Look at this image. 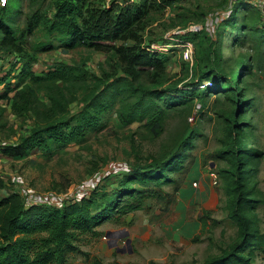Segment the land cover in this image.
Segmentation results:
<instances>
[{"label":"rangeland","instance_id":"obj_1","mask_svg":"<svg viewBox=\"0 0 264 264\" xmlns=\"http://www.w3.org/2000/svg\"><path fill=\"white\" fill-rule=\"evenodd\" d=\"M173 1L163 11H152L142 31L145 43L170 33L193 43L192 60L179 51L168 54L167 76L160 88L178 82L187 92L180 93L181 101L169 111L159 134L149 131L145 121L121 123L116 110L122 96L118 95L101 114L97 128L53 155L33 149L24 156L7 157L0 149V197L18 192L28 201L49 198V204L92 197L101 200V194L114 192L137 162L167 157L175 149L184 156L180 170L166 172L170 182L149 186L156 193L146 195L142 209L113 214L96 226V234L79 233L75 238L78 249L68 253L66 264H93L95 257L105 263L202 264L220 253L237 234V225L227 215V195L219 173L226 166L219 152L229 126L227 114L237 115L243 140L260 151L252 183L264 195V46L247 35L250 28L240 25L245 11L233 13L227 8L228 0ZM1 7L12 9L8 15L14 18L13 25H23L27 0H0V16L5 17L7 12ZM15 9L17 16H13ZM222 13L228 17L220 18ZM258 21L263 24L264 18ZM25 45L36 56L32 69L38 74L58 60L83 64L92 77L111 72L105 51L84 44L70 46L63 37L37 31ZM214 52L233 77L239 72L237 102L229 93L207 91L204 84L184 86L197 82V69L208 67ZM14 61L15 54L8 56L0 50V145L18 142L34 125L32 114L17 116L11 109L15 89L28 84L19 83L21 71ZM96 84L93 79L89 89ZM206 84L210 86L211 81ZM197 87H201L200 93L194 91ZM82 106L75 101L71 110L76 112ZM132 185L143 188L137 182ZM253 217L254 225L264 231V204L257 205ZM253 261L264 264V251L257 250Z\"/></svg>","mask_w":264,"mask_h":264},{"label":"trees","instance_id":"obj_2","mask_svg":"<svg viewBox=\"0 0 264 264\" xmlns=\"http://www.w3.org/2000/svg\"><path fill=\"white\" fill-rule=\"evenodd\" d=\"M173 2L27 0L23 25H13L14 18L8 15L12 9L1 7L7 15L0 16V50L8 56L15 54V66L21 71L19 83H28L15 89L11 109L17 116L32 114L34 117L28 134L16 143L0 145L2 154L18 157L39 149L48 156L53 155L72 142L80 141L88 130L97 128L101 114L118 95L122 96L121 106L116 110L121 123L145 121L144 126L149 131L159 134L169 111L175 110L181 101L180 93L187 91L178 82L160 88L167 76L169 53L151 50L154 42L145 43L142 31L146 30L152 11H163ZM226 4H230L229 0ZM243 8L242 2L236 3L231 11L236 13ZM15 10L13 16L18 14V9ZM227 17L228 14L222 16ZM258 18H261L260 12L251 7L243 14L240 25L245 30L250 28L247 35L264 46V23L258 24ZM37 31L45 36L63 37L70 46L84 44L105 51L111 72L92 77L83 64L58 60L46 72L36 73L32 69L36 56L28 52L25 43L29 44L30 36ZM246 57L250 60V56ZM197 72V82L184 86L204 84L207 91L229 93L233 100H239V72L233 77L216 52L209 66ZM93 79L97 80V86L90 90L89 83ZM209 80L210 86L206 84ZM200 89L197 87L194 91L200 93ZM75 101L83 106L72 112L71 104ZM227 119L229 126L219 152L226 166L219 173L227 195V215L237 225V234L220 253L209 256L202 264H254L256 251H264V231L254 225L253 217L257 205L264 204V195L252 183L256 175L253 165L260 151L243 140L241 123L235 113L227 114ZM133 146L135 148V142ZM184 159L175 149L167 157L137 162L122 176L114 192L101 194V200L92 197L49 204L46 202L49 198L44 199V203L37 198L28 201L18 192L1 196L0 264H66L68 253L78 249L75 238L79 233L96 234V226L113 214L125 215L142 209L146 195L156 193L149 186L161 187L170 182L166 172L180 170ZM135 182L143 188L133 186ZM0 186H3L2 180ZM203 223L207 225L205 218ZM93 264L122 263H105L95 257Z\"/></svg>","mask_w":264,"mask_h":264},{"label":"built area","instance_id":"obj_3","mask_svg":"<svg viewBox=\"0 0 264 264\" xmlns=\"http://www.w3.org/2000/svg\"><path fill=\"white\" fill-rule=\"evenodd\" d=\"M227 14L228 13H222L220 18H222V16L225 17ZM183 38L177 37L175 33H170L165 35L162 41L152 43L150 49L162 51L166 53L179 51L183 53L186 59L192 60L193 43L191 40H187ZM44 199L45 198H37L38 202H43V203H44Z\"/></svg>","mask_w":264,"mask_h":264},{"label":"crops","instance_id":"obj_4","mask_svg":"<svg viewBox=\"0 0 264 264\" xmlns=\"http://www.w3.org/2000/svg\"><path fill=\"white\" fill-rule=\"evenodd\" d=\"M241 2L244 6V11L253 7L260 12L261 18H264V0H230V4L227 5V8L232 9L236 3L241 4Z\"/></svg>","mask_w":264,"mask_h":264}]
</instances>
